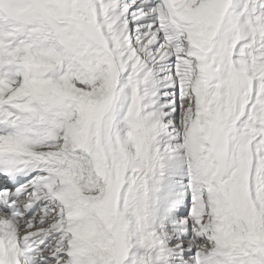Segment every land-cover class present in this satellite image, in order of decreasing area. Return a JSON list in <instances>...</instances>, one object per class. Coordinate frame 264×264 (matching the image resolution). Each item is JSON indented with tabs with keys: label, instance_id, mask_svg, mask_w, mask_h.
<instances>
[{
	"label": "snow or ice",
	"instance_id": "6c2138e0",
	"mask_svg": "<svg viewBox=\"0 0 264 264\" xmlns=\"http://www.w3.org/2000/svg\"><path fill=\"white\" fill-rule=\"evenodd\" d=\"M0 264H264V0H0Z\"/></svg>",
	"mask_w": 264,
	"mask_h": 264
}]
</instances>
